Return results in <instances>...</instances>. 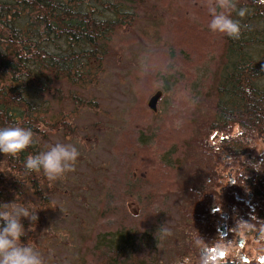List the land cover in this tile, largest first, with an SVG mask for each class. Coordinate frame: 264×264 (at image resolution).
Here are the masks:
<instances>
[{
    "label": "rangeland",
    "instance_id": "374dc122",
    "mask_svg": "<svg viewBox=\"0 0 264 264\" xmlns=\"http://www.w3.org/2000/svg\"><path fill=\"white\" fill-rule=\"evenodd\" d=\"M206 4L149 0L137 8L136 20L112 38L98 84L82 90L54 83V113L65 117L68 130L52 133L48 146L72 143L80 157L74 173L52 183L50 208L30 228L46 264H191L183 255L185 234L177 228L187 203L181 197L198 165L201 170L217 157L218 172L223 164L224 152L213 150L225 133L210 128L212 90L228 42L213 33L210 54L191 58L192 49L199 52L191 46L193 34L178 43L174 28L186 17L200 28L202 41L209 30ZM157 91L162 94L152 112L147 102ZM71 97L80 99L78 107ZM236 170L221 174L219 183H227ZM219 209L226 215L225 206ZM32 211L39 215L38 209ZM211 215L219 235L227 221ZM164 224L172 235L161 239L157 230ZM120 229L136 237L135 248L124 251L113 243L107 248V239H115L112 233ZM249 239L246 249L255 257V240Z\"/></svg>",
    "mask_w": 264,
    "mask_h": 264
},
{
    "label": "trees",
    "instance_id": "16d2710c",
    "mask_svg": "<svg viewBox=\"0 0 264 264\" xmlns=\"http://www.w3.org/2000/svg\"><path fill=\"white\" fill-rule=\"evenodd\" d=\"M148 1L0 0V127L19 125L36 134V142L18 158L0 154V204L16 200L31 210L38 209V218L43 219L50 208L51 187L54 191L55 187L42 173L25 176L23 164L28 155L48 148L52 133L68 130L65 117L54 113L53 85L57 82L88 90L98 84L112 38L136 20L137 8ZM239 2L238 7L248 8L249 14L241 20L246 25L241 38H225L228 45L212 90L215 103L210 129L225 133L222 145L213 154L221 151L232 163H240L238 171L246 173L245 181L250 182L264 172V7L253 0ZM182 18L174 28L176 42L185 43V35L193 34L191 46H197L199 52L192 49L190 57L210 54L213 32L206 29L199 41L196 29L200 28ZM70 99L79 104L80 99ZM123 141L124 145L129 143L126 137ZM215 161L217 157L201 170L198 165L183 192L182 200L187 203L182 208V232L194 236L193 243L204 240V235L214 236L208 205L220 207L242 188L238 176L234 184L223 185L219 194L217 189L222 185ZM21 223L26 232L21 243L31 244L34 235L29 228L34 225L26 219ZM112 235L116 237L107 239L108 249L112 243L123 246V250L135 248L136 237L129 232L120 229ZM114 261L117 263V259Z\"/></svg>",
    "mask_w": 264,
    "mask_h": 264
},
{
    "label": "clouds",
    "instance_id": "9594fccd",
    "mask_svg": "<svg viewBox=\"0 0 264 264\" xmlns=\"http://www.w3.org/2000/svg\"><path fill=\"white\" fill-rule=\"evenodd\" d=\"M253 3L264 7V0H253ZM209 15L208 28L213 33H219L232 40H239L242 30L241 20L249 14L246 7H238L237 0H207ZM235 13L240 19H233ZM35 133L31 128L19 125L0 127V154L9 157H19V154L32 146ZM80 152L72 143H56L35 155H28L23 164L25 176L42 173L51 184L63 179L67 174L76 171V163ZM37 212H33L27 204H0V264H46L44 255L37 249L35 243H21V237L26 232L22 219L32 225L38 220ZM30 231V228H29ZM160 238L172 235L165 224L157 230ZM156 232V233H157ZM51 255V252L49 253ZM204 264H207L205 259Z\"/></svg>",
    "mask_w": 264,
    "mask_h": 264
},
{
    "label": "flooded vegetation",
    "instance_id": "af4514ba",
    "mask_svg": "<svg viewBox=\"0 0 264 264\" xmlns=\"http://www.w3.org/2000/svg\"><path fill=\"white\" fill-rule=\"evenodd\" d=\"M227 157L226 155L225 158ZM233 167H237L233 176L234 182L239 176L242 188L233 199L224 200L218 207L219 209L225 206L228 210L226 215H220L219 211L215 212L218 218L224 217L227 221L221 227L223 233L218 232L217 235L214 230L213 237L204 235L201 245L196 248L194 255L196 259L188 254L191 264H200L198 261L204 264L205 259L207 264H264V172L260 177L247 182L245 181L247 174L238 171L240 163L234 164L224 159L218 173L227 176ZM229 178L227 181L230 183ZM224 197L228 196L224 195ZM231 214L233 216L230 219ZM212 217L213 215L211 222ZM237 230L243 234H238ZM249 237L255 240V257L246 249L250 243ZM210 238L214 240L209 241ZM220 245H223V248ZM179 263L185 264V261Z\"/></svg>",
    "mask_w": 264,
    "mask_h": 264
},
{
    "label": "water",
    "instance_id": "95a60500",
    "mask_svg": "<svg viewBox=\"0 0 264 264\" xmlns=\"http://www.w3.org/2000/svg\"><path fill=\"white\" fill-rule=\"evenodd\" d=\"M161 96V91H157L148 101V107L152 110V111H156V105H157V101L159 100Z\"/></svg>",
    "mask_w": 264,
    "mask_h": 264
}]
</instances>
